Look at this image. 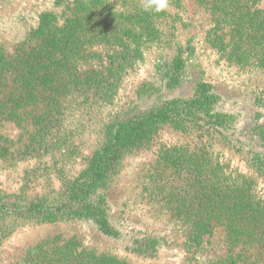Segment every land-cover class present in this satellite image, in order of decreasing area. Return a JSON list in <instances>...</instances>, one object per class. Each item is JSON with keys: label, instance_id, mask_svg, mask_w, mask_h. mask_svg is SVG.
Listing matches in <instances>:
<instances>
[{"label": "rangeland", "instance_id": "374dc122", "mask_svg": "<svg viewBox=\"0 0 264 264\" xmlns=\"http://www.w3.org/2000/svg\"><path fill=\"white\" fill-rule=\"evenodd\" d=\"M76 1L0 0V48L12 54L35 35L48 15L63 25ZM121 2L104 6L102 16L110 15L109 11ZM181 4H168L160 12L159 31L145 45L143 58L118 77H105L98 97H88L92 90H86L84 97L69 93L73 108L66 115L61 149L41 157L25 153L29 134L15 123H0V204L28 206L40 197L55 203L58 196L53 191L60 196L66 182L81 178L116 124L163 101L166 107L173 99H191L198 85L204 83L200 90L215 93L220 99L218 109L230 112L237 123L217 129L208 124L205 115L195 112L188 115L196 122L178 118L162 125L152 139L124 156L119 173L105 191L118 229L134 234L138 240H161L164 245L160 251L149 257L129 252L127 244L108 238L93 221L84 218L21 220L0 213V264L69 260V248L64 247L68 242L75 244L77 252L86 253L83 255L114 257L125 264H211L229 257L234 258L230 259L233 263L243 264L230 256L222 227L204 235L199 247H191L187 228L163 205L181 201L174 195L185 188L193 190L190 180L200 173L212 176V170L228 180L227 185L243 184L257 199H264V174L252 162L264 152L253 135L256 127H264V64L251 65L260 62L257 58H251L250 65L228 59V49L223 55L215 39L219 33L228 42L233 24H222V30L217 31L219 16L199 0ZM257 8L264 11V0L257 2ZM231 12L240 20L239 8ZM240 21L242 25L247 22ZM177 54L186 62V77L178 87L168 90L160 66L170 63ZM81 67L86 73L97 65L84 62ZM234 251V255L239 253Z\"/></svg>", "mask_w": 264, "mask_h": 264}, {"label": "trees", "instance_id": "16d2710c", "mask_svg": "<svg viewBox=\"0 0 264 264\" xmlns=\"http://www.w3.org/2000/svg\"><path fill=\"white\" fill-rule=\"evenodd\" d=\"M116 1L121 0H77L63 25L59 26L57 19L48 15L35 35L12 54L0 48V123H15L29 134L30 144L25 145V153L41 157L61 149L66 115L73 108L69 93L84 97L86 90H92L94 93L88 97H98L104 89L105 77L116 78L132 68L143 58L147 42L158 33L161 13L144 11L140 0H122L109 11L110 15L102 16L103 7ZM183 1L167 0V4L182 6ZM199 1L219 16L217 31L222 30V24H233L228 42L219 33L215 39L223 55L228 49L227 58L240 65H250L251 58L260 61L251 65L264 64V11L255 9L259 0ZM235 8L240 9L239 19L247 21L243 25L231 12ZM84 62L94 63L97 68L82 73ZM185 65L183 57L177 54L170 63L160 66L168 90L184 82ZM83 74L87 76L82 77ZM203 85H198L191 99H173L166 107L163 101L116 124L81 178L66 182L60 196L53 191L58 196L56 202L54 197L55 203L45 197L28 206L3 202L0 213L21 220L84 218L93 221L108 238L127 244L129 252L145 257L157 254L164 245L161 240L151 237L138 240L134 234L118 229L110 215L105 191L119 173L124 156L152 139L162 125L178 118L186 123L196 122L188 115L195 112L205 115L208 124L217 129L237 123L230 112L218 109L220 99L215 93L200 90ZM253 135L264 147V127H256ZM252 162L264 174V152H259ZM227 181L217 170H212V176L200 173L190 180L194 182L193 190L182 189L174 195L181 201L164 204L163 208L187 228L191 247H199L204 235L222 227L230 256L243 264H264V199H257L243 184L233 187ZM162 195L163 192L159 197ZM64 247L69 248V260L44 259V264H125L114 257L83 255L86 253L77 252L71 242ZM234 250L239 253L234 255ZM231 258L213 260L211 264H236Z\"/></svg>", "mask_w": 264, "mask_h": 264}, {"label": "clouds", "instance_id": "9594fccd", "mask_svg": "<svg viewBox=\"0 0 264 264\" xmlns=\"http://www.w3.org/2000/svg\"><path fill=\"white\" fill-rule=\"evenodd\" d=\"M142 7L144 11L159 13L168 7L167 0H143Z\"/></svg>", "mask_w": 264, "mask_h": 264}]
</instances>
